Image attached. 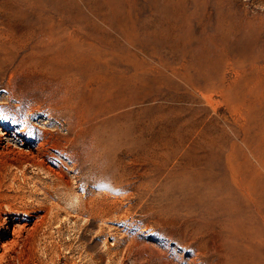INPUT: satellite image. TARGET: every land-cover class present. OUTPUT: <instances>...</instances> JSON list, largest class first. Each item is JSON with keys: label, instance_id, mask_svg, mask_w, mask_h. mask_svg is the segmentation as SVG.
Masks as SVG:
<instances>
[{"label": "rangeland", "instance_id": "rangeland-1", "mask_svg": "<svg viewBox=\"0 0 264 264\" xmlns=\"http://www.w3.org/2000/svg\"><path fill=\"white\" fill-rule=\"evenodd\" d=\"M0 264H264V0H0Z\"/></svg>", "mask_w": 264, "mask_h": 264}, {"label": "bare ground", "instance_id": "bare-ground-1", "mask_svg": "<svg viewBox=\"0 0 264 264\" xmlns=\"http://www.w3.org/2000/svg\"><path fill=\"white\" fill-rule=\"evenodd\" d=\"M6 135V133H4ZM9 147V146H8ZM4 150V149H3ZM42 166V164H40ZM51 168V167H50ZM16 229V228H15Z\"/></svg>", "mask_w": 264, "mask_h": 264}]
</instances>
